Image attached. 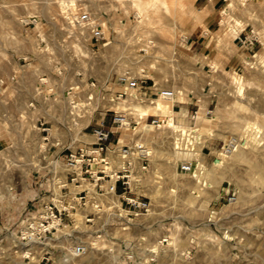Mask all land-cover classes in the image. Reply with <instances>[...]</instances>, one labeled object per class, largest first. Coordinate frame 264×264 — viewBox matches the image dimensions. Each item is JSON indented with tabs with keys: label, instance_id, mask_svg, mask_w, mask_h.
I'll return each instance as SVG.
<instances>
[{
	"label": "rangeland",
	"instance_id": "obj_1",
	"mask_svg": "<svg viewBox=\"0 0 264 264\" xmlns=\"http://www.w3.org/2000/svg\"><path fill=\"white\" fill-rule=\"evenodd\" d=\"M215 2L0 0V264H264V0ZM83 13L101 19L103 40ZM252 31L254 48L236 40ZM121 79L170 91L113 101ZM130 112L153 156L134 190L150 214L126 223L111 197L95 200L105 209L93 225L75 215L73 240L89 246L79 258L19 242L78 141ZM149 115L180 127L151 129ZM194 123L201 151L176 149L174 132Z\"/></svg>",
	"mask_w": 264,
	"mask_h": 264
},
{
	"label": "built area",
	"instance_id": "obj_2",
	"mask_svg": "<svg viewBox=\"0 0 264 264\" xmlns=\"http://www.w3.org/2000/svg\"><path fill=\"white\" fill-rule=\"evenodd\" d=\"M76 18V21L81 20L82 26L91 28L94 41L104 39L105 32L101 19L89 13H83ZM242 34L241 32L236 40L254 48L258 42L255 32L252 31L244 38ZM122 84L125 86L113 85L122 87L121 90H115L113 101L130 100L146 103L154 101L153 97L160 98L166 91H170L147 86L146 80L121 79ZM88 85L92 89L96 88L94 81ZM134 119L131 112L114 114L111 126L106 125V121L103 120L92 127L90 134L92 141H78L76 151H70L68 154L66 178L59 179L62 187L57 193L53 187L52 191L56 198H52L51 201L48 198L42 199L40 207L24 219L18 231L19 242L26 247L32 246V249H39L38 247L44 249L50 240L52 243L47 248L62 249L67 257L79 258L88 253L89 246L85 242L73 240L78 223L76 214H80L82 218L80 223L93 225L94 217L103 213L104 205H108L107 199L110 196L118 204L117 206L112 201L116 207L109 210L111 215L125 220L126 223L150 214L151 204L138 193H134V190L140 185L141 177L148 171L149 161L153 156L148 151L146 141L138 140L141 135L136 132L139 125ZM168 120L149 115L144 119V123L149 127H159L160 130L166 127ZM196 128L194 123V127L188 125L185 134L179 130L174 132V143L187 148L190 141H194L198 136L196 130L199 129ZM180 170L185 173L191 172L192 165L183 164ZM84 185H94L95 193H91ZM103 196H107L104 205L96 204L95 200L101 201L100 197ZM92 208L96 213L82 215V209Z\"/></svg>",
	"mask_w": 264,
	"mask_h": 264
},
{
	"label": "bare ground",
	"instance_id": "obj_3",
	"mask_svg": "<svg viewBox=\"0 0 264 264\" xmlns=\"http://www.w3.org/2000/svg\"><path fill=\"white\" fill-rule=\"evenodd\" d=\"M167 125L170 127V128H173V129H177L178 127H180V126H176L175 124H174V122H173V119H171V120H168V123H167ZM151 129H153V128H157V129H159V127H156V126H151L150 127ZM183 128H187V127H183ZM180 131V130H179ZM182 131V133L183 134H185L187 131L185 130H181ZM196 131H198V136L195 138V140L194 141H190L191 143L188 145V147L187 148H184V149H188L189 150V152H200L201 151V149H202V147H203V145H204V143H205V141H206V136H205V133H203L202 131H199V130H196ZM176 149H181V147L176 143ZM192 146V147H191ZM191 147V148H190ZM190 148V149H189ZM183 149V150H184ZM196 152V153H197ZM225 152H226V150H225ZM224 153V152H223ZM178 155H183V157H188V156H190L189 154H185V153H178ZM196 155H200V154H196ZM194 156H195V154H194ZM195 161H196V159H195ZM222 162H223V160H221L220 158L216 161V163H215V165L216 166H221L222 165ZM198 163V162H197ZM200 165V164H199ZM132 179H134V178H132ZM91 190H92V188H90ZM89 190V189H88ZM112 199H113V197L112 196H110ZM117 206H118V204H117V202H116V200H115V202H114ZM113 208V207H112ZM115 208V207H114ZM113 208V209H114ZM49 244H46L44 247H45V249H47V246H48Z\"/></svg>",
	"mask_w": 264,
	"mask_h": 264
},
{
	"label": "crops",
	"instance_id": "obj_4",
	"mask_svg": "<svg viewBox=\"0 0 264 264\" xmlns=\"http://www.w3.org/2000/svg\"><path fill=\"white\" fill-rule=\"evenodd\" d=\"M221 0H217V2H215V4L219 3Z\"/></svg>",
	"mask_w": 264,
	"mask_h": 264
}]
</instances>
